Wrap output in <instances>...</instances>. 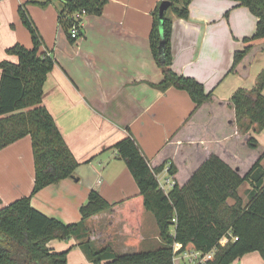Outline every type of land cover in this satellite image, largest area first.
Returning a JSON list of instances; mask_svg holds the SVG:
<instances>
[{"label": "crops", "instance_id": "0c3cea01", "mask_svg": "<svg viewBox=\"0 0 264 264\" xmlns=\"http://www.w3.org/2000/svg\"><path fill=\"white\" fill-rule=\"evenodd\" d=\"M226 1L192 0L187 18L172 14L173 70L201 82L205 92L212 90L210 99L196 107L185 90L171 86L162 91L152 85L163 79L149 42L152 11L159 0H107L101 14L84 16L82 35L74 42L69 41L57 22L61 0H50L44 6L31 0H0V61L17 60L5 52L15 43L31 47V35L17 14V7L23 2L31 3L27 10L41 35V50L55 60L44 83L43 104L78 162L72 176L31 195L34 161L30 137L24 136L1 148L0 208L31 195L34 208L71 223L78 219L90 190L113 204L112 208L85 219L84 226L90 230L86 238L72 235L68 243L56 238L47 242L53 251H63L67 244L74 247L67 255V264H73L72 255L77 251L93 264L79 245L89 238L95 248L109 246L117 254L149 250L141 248L151 241L158 247L163 245L149 211H144L141 224L129 225L128 233L123 230L121 209L128 197L138 193V188L113 145L128 131L150 167L163 168L157 178L169 176L165 167L170 163L175 169L170 175L179 186L186 184L211 155H217L243 176L264 152V129H258L255 123L238 124L230 103L232 91L227 97L219 92L227 78L233 48L225 28L231 26L227 18L235 11L222 18V10L230 7ZM244 15L247 27L238 32L247 37L255 32L257 18L250 14L252 25L250 16ZM243 63L244 60L236 69L241 65L246 69ZM249 137L257 141L256 147L248 146ZM260 165L264 170V158ZM246 189L247 193L252 189L250 182L238 187L239 194ZM230 199L228 203L232 204ZM117 224L124 241L118 249L113 233ZM131 236L137 237L139 243H127ZM254 255L255 260H247L246 264L263 263L260 254Z\"/></svg>", "mask_w": 264, "mask_h": 264}, {"label": "trees", "instance_id": "16d2710c", "mask_svg": "<svg viewBox=\"0 0 264 264\" xmlns=\"http://www.w3.org/2000/svg\"><path fill=\"white\" fill-rule=\"evenodd\" d=\"M50 0H31L46 5ZM57 22L70 42L77 38L70 34L73 24L84 16L102 12L107 0H61ZM159 0L152 11L153 22L149 35L153 58L163 79L152 84L164 91L173 86L185 90L196 107L211 97L201 82L175 72L172 68L171 30L172 14L187 18L192 0H168L169 6L159 19ZM235 5L247 7L257 18L251 37L244 38V47L234 54L238 63L256 41L264 38V0H233ZM22 23L28 29L32 46L20 43L6 49L17 57L15 62L0 61V149L29 136L34 161V183L31 194L43 187L73 175L78 162L67 146L51 113L43 104L44 83L55 60L41 50L42 38L30 17L25 4L19 6ZM84 12L83 16L76 13ZM264 70L251 90L238 88L230 98L238 124L255 123L264 128ZM248 125L244 127L247 129ZM249 146L256 147L251 140ZM118 159L124 161L133 176L138 193L128 197L121 209L125 220L123 230L129 225L141 224L144 211L153 214L163 245L149 250L117 254L109 246L95 248L89 239L80 241L87 258L93 264H172L173 243L182 251L194 248L203 252L214 249L206 264H232L247 252L257 251L264 264V170L260 160L264 152L248 171L240 176L217 155H211L191 175L183 186L174 183L168 190L159 187L157 174L161 171L150 167L133 134H128L114 145ZM175 169L169 165L168 173ZM245 181L252 189L245 202L238 194V187ZM232 198L234 202L228 203ZM113 204L97 191L90 190L87 202L80 207L81 221L65 223L48 216L31 205L30 195L15 199L0 208V264H67V250L53 251L47 246L52 238L74 235L79 239L88 236L83 221ZM174 232L171 233V230ZM237 239L233 240L232 236ZM129 244H138L131 236Z\"/></svg>", "mask_w": 264, "mask_h": 264}, {"label": "rangeland", "instance_id": "374dc122", "mask_svg": "<svg viewBox=\"0 0 264 264\" xmlns=\"http://www.w3.org/2000/svg\"><path fill=\"white\" fill-rule=\"evenodd\" d=\"M23 3H25L26 9H27V4H31V3H28V2H23ZM226 4H227V6L229 5L230 7H227V8L222 10V16H224L222 18H224V19L227 18L230 15L232 10H233V12L235 11V13L231 14V17L227 18V19H230L229 21L231 23V26L227 29V28H225L222 25L225 28L226 34L230 38V43H231L233 48L231 50L232 57H231V64L229 66V70H228L227 76H226L227 78L224 79L223 84L219 88V92H220L221 96L227 97L232 91V93L230 94V98H231V96L234 93V91L236 89H238V88H242V89H245V90L249 91V90H251V89H253L255 87V85L257 83V79L259 77V74L264 70V43H263L264 38L262 40L256 41L255 44L243 56V58H241L238 63L234 64V54H235V52L242 50L243 47H244V38H245V36H241L243 34H240V32H238V29L243 28V27H247V17H245L244 14H247L248 16H250V18L252 20V25H253L254 24L253 23V19H252L253 15H250L252 13H250L251 11H249L248 9H246V8H244L242 6L241 7L235 6L232 0H227ZM17 14L19 15V18H20V13H19L18 7H17ZM221 20L222 19L220 18L219 21H221ZM20 21L22 23L21 18H20ZM251 36H247V37H251ZM239 43H240V46H236V45H239ZM259 44H261V45H259ZM5 52L8 55H11V56L13 55V54L7 53L6 50H5ZM243 60H244L243 65H246V69H244L243 66L241 65L240 69L237 70L236 69L237 65H239V63L241 61H243ZM219 82H217V83H219ZM262 90H264V89H262ZM207 92L212 93V90H208ZM262 93L264 94V91ZM235 120H236V115H235ZM251 140H255V139L249 137L247 141L249 142ZM248 146H249V144H248ZM169 165H170V163L166 167L169 168ZM247 191H248V189L244 190L242 195H240L239 193L241 191L238 190V194H239V196L242 199L245 196L244 197V201L245 202L248 200ZM31 195H33V194H31ZM231 199H230V202L233 203L234 200L233 199L231 200ZM229 204H231V203H229ZM80 221H81V212H80V209H79V217H78V219L76 221H72L71 223L80 222ZM85 221L86 220L83 221L84 224H85ZM118 229H119V225L117 224V226L114 228V232H113V233H115V237H116L117 244L115 245V248H117V249L120 246H124L123 245L124 241L122 240L123 236H122V234L120 233V231ZM87 230H88V233H89L90 232L89 228H87ZM73 238H74V236H73ZM52 239H54V238H52ZM56 239H59L62 242L68 243L69 242L68 240H72V235H70V236H68L66 238H56ZM89 240H90V238H89ZM92 243H93V241H92ZM156 247H158L156 242L155 241H153V242L151 241L147 245L145 243H143L141 249H154ZM73 249H74V247H72L71 244L70 245L67 244V246L63 250H67V255H68V253H70ZM256 252L253 253L251 251V252L245 253L246 255L244 256V258H241L240 260H238L237 264H246L247 260H248V262L251 261L252 259L255 260V255L254 254H256V256H257V254H259L258 252L257 253ZM119 253H122V252H119ZM72 262H73V264H90L88 262V260H86V256H84L80 251H77V252L73 253Z\"/></svg>", "mask_w": 264, "mask_h": 264}, {"label": "built area", "instance_id": "2783aa9c", "mask_svg": "<svg viewBox=\"0 0 264 264\" xmlns=\"http://www.w3.org/2000/svg\"><path fill=\"white\" fill-rule=\"evenodd\" d=\"M83 16L84 12L76 13V16ZM83 27V21L75 23L72 25L70 29V34L72 37L77 38L80 35V31ZM166 172H168V167L165 168ZM169 174V173H168ZM159 187L165 192L168 191L173 184L175 183L169 174L167 178H159L158 179ZM174 232V229H173ZM230 236H232L229 233ZM233 240H236V236H232ZM180 245L178 243H173V257L172 264H206L209 259H211L214 255V249L203 252L194 248H185L182 251H178Z\"/></svg>", "mask_w": 264, "mask_h": 264}, {"label": "water", "instance_id": "95a60500", "mask_svg": "<svg viewBox=\"0 0 264 264\" xmlns=\"http://www.w3.org/2000/svg\"><path fill=\"white\" fill-rule=\"evenodd\" d=\"M170 2L168 0H163L159 5V19L162 20L163 15L167 7L169 6Z\"/></svg>", "mask_w": 264, "mask_h": 264}]
</instances>
